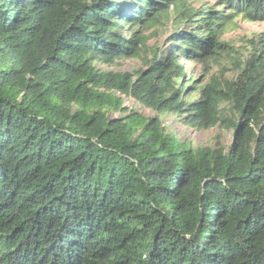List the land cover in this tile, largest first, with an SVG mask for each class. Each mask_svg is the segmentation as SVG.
I'll return each instance as SVG.
<instances>
[{
    "label": "trees",
    "instance_id": "trees-1",
    "mask_svg": "<svg viewBox=\"0 0 264 264\" xmlns=\"http://www.w3.org/2000/svg\"><path fill=\"white\" fill-rule=\"evenodd\" d=\"M197 1L0 0V264H264V37L221 41L264 0ZM167 114L231 140L192 149Z\"/></svg>",
    "mask_w": 264,
    "mask_h": 264
},
{
    "label": "rangeland",
    "instance_id": "rangeland-1",
    "mask_svg": "<svg viewBox=\"0 0 264 264\" xmlns=\"http://www.w3.org/2000/svg\"><path fill=\"white\" fill-rule=\"evenodd\" d=\"M212 4L213 0H198L193 3L192 6L198 9L201 5L211 6ZM233 22L234 26L226 30L221 41L231 45L235 51L242 53V56L246 58L249 52V41L257 37H264V22H246L239 17L235 18ZM173 29L174 25L171 21H167L164 25H160L154 30H151L149 32H152L151 38L148 41L149 50L163 45ZM143 56L140 58L120 59L117 60L113 66H106L103 64H97L96 66L103 72H112L115 74L127 73L132 75L137 71L145 70ZM229 63V59L227 58V61H225L223 65L228 68L233 67ZM184 69L187 76L195 80L194 85H204L208 81L209 76H206V73L202 70L200 64L186 62L184 63ZM219 73H221V68L213 67L210 75ZM231 77H233V72H227L226 78ZM112 94L114 97L121 100L123 106L128 111H132L134 114L143 118H152L156 116L155 111L137 104L132 98L119 93ZM108 117L116 118L119 117V114L116 112H110ZM159 118L164 127L177 139V141H187L192 149L197 147H214L217 137H219V142L222 146H227L231 140V133L220 130L219 128H212L207 131H197L192 127L182 125L178 122L176 117L171 115H162L159 116ZM189 145H184L182 147L189 149Z\"/></svg>",
    "mask_w": 264,
    "mask_h": 264
}]
</instances>
